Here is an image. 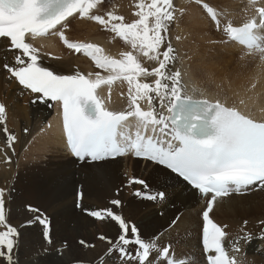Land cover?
<instances>
[{"label": "snow or ice", "instance_id": "snow-or-ice-1", "mask_svg": "<svg viewBox=\"0 0 264 264\" xmlns=\"http://www.w3.org/2000/svg\"><path fill=\"white\" fill-rule=\"evenodd\" d=\"M256 2L249 0L251 5ZM101 3L102 0H0V44L3 51L15 53V66L5 62L3 68L23 89L38 94L33 103L40 100L60 104L68 149L80 162H102L131 154L163 166L201 196H210L202 213V249L206 264H242L237 258L241 252L239 241L229 242L231 248H226L224 229L227 226H219L209 214L219 198L242 193L252 186L264 189V122H256L219 101L196 100L186 93L181 72L169 70L176 60L171 44L161 51L165 41L162 33H167L175 19L173 0H150L149 3L139 0L135 5L138 11L134 13L138 19L132 23H124L122 16L112 12L107 18L92 15ZM201 7L228 42L242 46L249 55L258 53L264 60V7L255 9L258 18L249 19L241 26L222 23L226 13L203 0ZM77 14L113 32L130 45L132 51L123 52L120 59H115L105 55L98 45L70 42L64 31L57 28ZM50 34L58 36L68 49L89 57L96 68L107 75L99 72L94 78L91 73L65 75L41 66L39 50L27 42V38ZM140 56L157 62L158 66L144 67ZM4 59L6 61V57ZM142 77L155 79L148 83ZM118 82L128 86V108L119 112L109 110L98 94L99 89L107 86L110 98L111 89ZM144 101L147 110L141 107ZM154 101L158 102V107ZM5 123L6 108L0 104V125ZM2 131L7 147L11 148L15 136L7 127ZM6 162L11 161L6 159ZM130 183L148 187L144 180L136 177L131 178ZM135 195L148 201L165 199L163 192L137 190ZM4 196V190L0 189V258L13 264L19 231L7 222ZM111 203L120 205L119 200ZM26 211L36 214L28 223L35 221L41 225L44 239L50 243L48 219L31 205L26 206ZM88 214L98 220L110 218L121 230L115 242L108 241L113 245L108 255L116 252L122 261L135 264H156V261L190 264V258L177 259L171 255L169 246L161 249L157 237L141 238L134 225L111 209ZM99 239L107 240L103 236ZM241 239L250 243L254 237L246 233ZM255 239L264 240V231ZM130 246L133 251L129 250ZM152 252L157 256L150 259Z\"/></svg>", "mask_w": 264, "mask_h": 264}, {"label": "bare ground", "instance_id": "bare-ground-1", "mask_svg": "<svg viewBox=\"0 0 264 264\" xmlns=\"http://www.w3.org/2000/svg\"><path fill=\"white\" fill-rule=\"evenodd\" d=\"M138 2L139 0H113L108 12L122 16L124 23H132L138 19L134 15L138 11L135 7ZM144 2L149 3L150 0ZM203 2L226 13L221 20L222 23L231 22L235 26L251 18L249 14L253 12L250 8L254 7L244 0ZM173 4L175 19L169 25L167 33H162L165 41L161 51L171 44L176 60L169 66V70L181 72L182 85L186 93L193 99L219 101L245 115L264 120V64H260L255 58L241 56L242 48L228 42L223 33L217 31L207 19L201 7V0H173ZM260 5H264V0ZM100 10L101 7L98 5L92 11V15L102 16ZM75 21V30L85 27L89 33H93L95 29L101 27L91 20L86 22V19L74 17L62 25L64 34L72 41H88L98 45L104 50V54L110 57L121 58L120 52H126L125 49L131 51L129 50L131 48L121 50L118 45L126 43L110 30L105 36L101 33L103 35H100L101 37L96 35L95 38L87 35L88 38L85 39L71 37L65 30ZM176 37L179 38V44L174 41ZM42 44L44 47L47 46L46 43ZM38 50L45 54L50 52L52 59L44 57L42 61L46 66L43 67H49L55 73L67 75L86 70L94 72L88 62L80 56L71 54V59H65L61 52L64 54L67 52L60 44L53 48ZM9 55L3 50L0 54V100L7 107L6 123L0 125V189L5 192L7 222L17 227L19 231L13 264H108L110 260L108 249L113 246L108 241L115 242L121 230L110 218L97 221L88 214L90 211L111 209L130 225H134L138 231H142L145 240L178 231L180 227L193 220L197 226L201 225V220L199 219L198 224L192 215L200 210L195 193L162 169L125 159L98 165L83 163L76 168V162L65 149L58 121L53 123L52 128L43 130L48 114L45 107L40 105L32 107L29 105V99L16 96V85L5 78V73L1 70L2 57ZM139 59L146 68L158 66L157 62L149 61L142 56ZM141 79L152 83L155 78ZM125 84L121 82L111 89L112 111H122V104H128V99L124 100L119 96L121 93L127 98L128 87ZM154 103L158 107V102ZM144 105L148 106L147 102H144ZM4 127H7L8 132L16 138L11 148L5 143L6 135L2 131ZM6 159H10L11 162H6ZM124 175L129 179L131 177L144 179L149 190L164 191L165 199L149 203L136 198L133 192L141 188L130 185ZM79 186L83 192L79 200V210H76L75 190ZM112 200H119L120 205H113ZM27 205L39 209L40 214L48 219L49 226L53 227L54 236L61 237L62 234L69 232L68 239H81L83 233L82 239L87 238L86 241L90 243L86 242L85 246L79 249L66 238L59 237L53 241L51 247L44 239L42 226L35 221L32 224L28 223L36 214L26 211ZM251 212L254 218L259 212V215L263 216L256 221H264L263 192L218 201L212 217L228 225L229 239L226 240V248L230 250L229 242L239 241V247L247 255L245 262L242 260V263L250 264L251 260L257 264H264V240L255 239L262 232L261 224L249 227L250 222L245 230L239 224L241 220L239 221L238 216ZM177 215L179 219L173 224ZM220 215L228 216L230 219L225 218L227 219L225 221L220 217L221 221ZM70 223H74L73 228ZM246 233L254 237L250 243L241 239ZM101 236L107 240L99 239ZM199 243L200 237L197 246L199 256L198 251L196 254L197 259L201 260ZM193 244L194 241L187 243L188 247ZM178 247L174 245L172 248L175 257L177 259L187 257L186 252H182ZM256 250L260 251L255 253ZM22 251H25L24 256L21 255ZM156 256L157 253L150 259ZM0 264H7L6 259L0 258ZM156 264L162 263L156 261Z\"/></svg>", "mask_w": 264, "mask_h": 264}, {"label": "rangeland", "instance_id": "rangeland-1", "mask_svg": "<svg viewBox=\"0 0 264 264\" xmlns=\"http://www.w3.org/2000/svg\"><path fill=\"white\" fill-rule=\"evenodd\" d=\"M113 3V0H102V3L101 4H99V6L101 7V10L100 11H102L101 12V14H102V16L103 17H105V18H107V14L109 13L108 11H110V9H109V6L111 5ZM204 13H205V11H204ZM205 15H206V13H205ZM87 20L88 19H86V22H87ZM92 22H94V21H92ZM76 23V21L75 22H73V23H71L70 25H69V27L65 30V31H67V33L69 34L70 33V36L71 37H73V38H82V39H85V37L88 35H91V37H101V36H105V35H107L106 33H109L108 32V30L107 29H105L103 26H101L100 28H98V29H95V31L93 32V33H89L88 31H87V29L85 28V27H83V28H81V29H78V30H75L74 29V24ZM94 23H96V22H94ZM100 32V33H99ZM103 35H102V34ZM96 35V36H95ZM101 35V36H100ZM86 38H88V37H86ZM105 39H106V37H104ZM172 39V38H171ZM174 40V39H173ZM176 43H178L179 42V38L178 37H176V39L174 40ZM179 44V43H178ZM120 46H122V48L120 47ZM125 46V47H124ZM118 47L121 49V50H124L125 48H131L130 47V45H128V44H124V45H118ZM124 48V49H123ZM129 50H131L132 51V49H129ZM124 51H126L127 52V50L125 49ZM61 54H62V56H64V58L65 59H71L72 58V56L70 55V54H67V53H62L61 52ZM30 106H32L31 104H29ZM37 105H34V106H32V107H36ZM41 107V106H40ZM25 132V131H24ZM24 134H26V133H24ZM124 177H126V181H128V183H129V178L126 176V175H124ZM133 178V177H132ZM241 202L243 201V200H240ZM257 201V200H256ZM256 201H255V203H256ZM260 201V200H259ZM77 205V204H76ZM246 206H249V205H246ZM77 208H76V210H79V207H78V205L76 206ZM227 214V213H226ZM196 219H197V222H198V212H194L193 214H192ZM228 215V214H227ZM261 215H259V212H257V217L256 218H254V215H252V212L251 213H247V214H244L243 216H238V219H239V221L241 220V222L239 223L240 224V226L245 230V227H247V225L249 226V227H252V226H255L256 227V225H257V223L258 224H261L260 225V227L262 228V231H264V223H261V221H256V219H258L259 217H260ZM263 216V215H262ZM261 216V217H262ZM177 217H178V215L175 217V221L177 220ZM220 217L222 218V219H224L225 221L227 220V219H225V218H229L230 219V217H225V216H223L222 217V215H220L219 216V220H221L222 221V219H220ZM96 220V219H95ZM232 220V219H231ZM250 220V221H249ZM97 221H100V220H98L97 219ZM245 221H247V224L245 225L244 224V222ZM173 223V222H172ZM73 224L74 223H70V225H71V227L73 228ZM199 224V223H198ZM252 224H254V225H252ZM227 225V224H226ZM227 227H228V225H227ZM49 228H50V240L51 239H53V240H51V242L48 244V245H50L51 246V244H53V241L55 242L60 236H54V234H53V227H50L49 226ZM250 229V228H249ZM195 230H198V226H197V224H196V222H195V220H193L191 223H189V224H186V225H184V227H180L179 229H178V231H172V232H167L166 233V235L164 234V235H157V236H154V237H157V244L159 245V247L160 248H163L164 246H166V245H172V247H174V245L175 246H179L178 248H179V250H181L182 252H186L185 254H191L190 256L192 257V261L191 262H194L193 264H201V262H199V260L197 259V257H196V249H198V237H197V231L195 232ZM251 230V229H250ZM36 231V230H35ZM258 231V230H257ZM139 232V235H140V237L141 238H143V233H142V231H138ZM68 233L69 232H66V233H64V235L62 234L61 235V237H60V239L62 238V237H64V238H66L67 239V241L69 242V243H71V244H74V245H76V246H78L79 247V249H80V247H84L85 246V244H86V242L87 243H90V241H86L87 240V238H85V240L84 239H82L83 238V233H81V239H68ZM182 236V237H181ZM148 238V237H147ZM162 238H164V239H162ZM150 239V238H149ZM192 239V240H191ZM189 240V241H188ZM194 241V244H193V246H191V247H188V245H187V243L188 242H191V241ZM80 241H84L85 242V244H81L80 243ZM183 245V247L181 248V246ZM51 247H53V246H51ZM181 248V249H180ZM186 248H188V249H186ZM130 251H133L134 249L130 246V249H129ZM24 253H25V251H22V253H21V255L22 256H24ZM84 253V252H83ZM154 254V252H152V255ZM176 254H178V252L176 251ZM198 256H199V251H198ZM193 258H195V259H193ZM200 258V257H199ZM193 260H195V261H193ZM129 262H132L133 264H135V262L134 261H122L120 258H119V255H118V253H116V252H113L111 255H110V260H109V262H108V264H129ZM191 262H190V264H191ZM253 264H257V262L256 261H254L253 262Z\"/></svg>", "mask_w": 264, "mask_h": 264}]
</instances>
